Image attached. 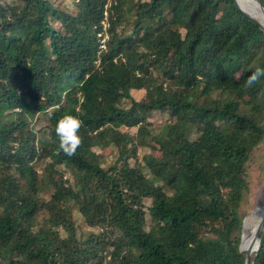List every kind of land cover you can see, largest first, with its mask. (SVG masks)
Instances as JSON below:
<instances>
[{
  "label": "trees",
  "instance_id": "1",
  "mask_svg": "<svg viewBox=\"0 0 264 264\" xmlns=\"http://www.w3.org/2000/svg\"><path fill=\"white\" fill-rule=\"evenodd\" d=\"M76 6L0 0V261L245 264L239 207L264 140V78L251 88L246 79L264 66V30L235 0ZM155 110L170 120L152 133ZM68 113L84 122L71 157L55 134ZM134 126V136L122 130ZM109 146L119 157L105 168ZM139 147L150 148L142 163ZM45 157L47 182L34 166ZM75 209L100 230L79 236ZM252 260L264 264V227Z\"/></svg>",
  "mask_w": 264,
  "mask_h": 264
},
{
  "label": "rangeland",
  "instance_id": "2",
  "mask_svg": "<svg viewBox=\"0 0 264 264\" xmlns=\"http://www.w3.org/2000/svg\"><path fill=\"white\" fill-rule=\"evenodd\" d=\"M55 4L60 6V8H63L65 10L71 11L75 13L77 11V1L78 0H53ZM182 32H185V29H182ZM103 41V40H102ZM147 90L141 89V90H134L133 96L137 100H141L146 96ZM170 115L168 111L162 112L160 110H155L148 116V125L149 130L152 133H156L160 130L161 126L165 124L166 122H169ZM47 122L43 118H41L38 122H36V129L40 130L44 126H46ZM122 130L125 132H128L134 136L137 132V127H122ZM132 149V147L130 146ZM94 151L96 154H100L101 156V148L95 147ZM150 152V148L148 147H139L136 152V157L138 160L142 163L143 157L145 154H148ZM119 149L114 148L112 146H109L107 149L104 150L101 160L104 162V167L108 168L111 163H113L118 158ZM133 154V153H132ZM134 155V154H133ZM156 155H160L159 151H156ZM136 157L133 156V159H131L132 164L136 163ZM53 159L50 157H45L42 160H39L37 163H35L34 166H36L38 173L40 174V177H44L46 182L48 181L47 175L45 173L47 172L46 167H48V163L51 162ZM247 169L249 170V174L247 179L249 180V187L244 193V197L241 201L240 207H239V214L241 216H244L243 222L246 220V218H249L252 216L257 209V207L264 205V140L261 142L257 147L254 148L252 151L250 158L247 162ZM61 173L63 174V179L68 180L70 183H78L80 180V173L75 170L74 167H64L61 166ZM40 178V179H41ZM44 181V180H43ZM46 182H43V185H46ZM50 193L51 191L45 192L42 196L39 197V202H49L50 200ZM152 204V197H147L144 200V205L146 211H148V207ZM76 213L74 214L75 217L74 221L77 225V234L79 236H87L91 232H98L100 230V226L92 227L85 223L83 216L79 213L77 209H75ZM147 226L149 228L150 226V214L147 213ZM42 218V214L40 216ZM251 222H254L253 218L251 219ZM64 235H67V231L65 229L60 230ZM111 234L113 232L111 231ZM114 236V234H113ZM0 264H6L0 261Z\"/></svg>",
  "mask_w": 264,
  "mask_h": 264
},
{
  "label": "clouds",
  "instance_id": "3",
  "mask_svg": "<svg viewBox=\"0 0 264 264\" xmlns=\"http://www.w3.org/2000/svg\"><path fill=\"white\" fill-rule=\"evenodd\" d=\"M264 78V66H257L247 74L246 86L251 88ZM83 120L71 113L62 116L56 123L55 134L58 138V148L66 156H73L82 143L81 129Z\"/></svg>",
  "mask_w": 264,
  "mask_h": 264
},
{
  "label": "water",
  "instance_id": "4",
  "mask_svg": "<svg viewBox=\"0 0 264 264\" xmlns=\"http://www.w3.org/2000/svg\"><path fill=\"white\" fill-rule=\"evenodd\" d=\"M253 1L255 2L254 4L256 7V9H255L256 17H255V15H252L251 13H249V11H246L243 8V6L241 5V3L238 2V0H235V3H236V6L245 15L249 16L250 18L255 20L257 23H259L261 28L264 30V6L262 5V3L259 0H253ZM257 16L259 18H257ZM263 227H264V209H263L261 217H260V219L256 225V228L254 230L252 242L249 243L248 245H243V243H244L243 242L244 241V225H243V234H242L241 242H240V250L247 253L245 264H253L252 254L254 252H257L260 248Z\"/></svg>",
  "mask_w": 264,
  "mask_h": 264
},
{
  "label": "bare ground",
  "instance_id": "5",
  "mask_svg": "<svg viewBox=\"0 0 264 264\" xmlns=\"http://www.w3.org/2000/svg\"><path fill=\"white\" fill-rule=\"evenodd\" d=\"M239 3L243 6V8L246 11H249L252 15H255V2L253 0H238ZM256 17V15H255ZM257 18H259L257 16ZM264 205H261L257 207V209L254 211L255 213L250 216L249 218H246L245 223H244V243L243 245H248L249 243L252 242L253 239V233L256 228V225L261 217V214L263 212ZM253 218L254 222H251V219Z\"/></svg>",
  "mask_w": 264,
  "mask_h": 264
}]
</instances>
